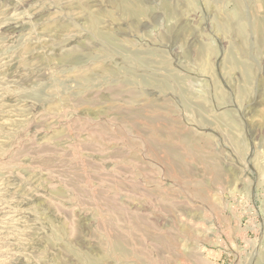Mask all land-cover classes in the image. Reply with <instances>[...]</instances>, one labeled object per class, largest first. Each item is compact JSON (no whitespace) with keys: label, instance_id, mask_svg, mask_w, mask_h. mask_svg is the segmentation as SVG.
Returning a JSON list of instances; mask_svg holds the SVG:
<instances>
[{"label":"rangeland","instance_id":"1","mask_svg":"<svg viewBox=\"0 0 264 264\" xmlns=\"http://www.w3.org/2000/svg\"><path fill=\"white\" fill-rule=\"evenodd\" d=\"M0 264H264V0H0Z\"/></svg>","mask_w":264,"mask_h":264},{"label":"bare ground","instance_id":"2","mask_svg":"<svg viewBox=\"0 0 264 264\" xmlns=\"http://www.w3.org/2000/svg\"><path fill=\"white\" fill-rule=\"evenodd\" d=\"M242 29H243V28H242ZM256 29H257V31H259V30H260V28H259V27H257ZM243 31H244V30H243ZM253 31H254V30H253ZM243 33H244V32H243ZM255 34H256V33H255ZM246 68H248V67H246Z\"/></svg>","mask_w":264,"mask_h":264}]
</instances>
